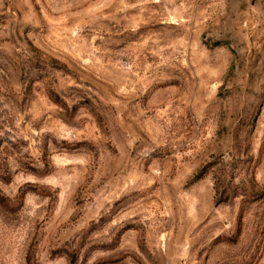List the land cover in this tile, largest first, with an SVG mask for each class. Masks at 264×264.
<instances>
[{
    "label": "rangeland",
    "instance_id": "obj_1",
    "mask_svg": "<svg viewBox=\"0 0 264 264\" xmlns=\"http://www.w3.org/2000/svg\"><path fill=\"white\" fill-rule=\"evenodd\" d=\"M0 264H264V0H0Z\"/></svg>",
    "mask_w": 264,
    "mask_h": 264
}]
</instances>
